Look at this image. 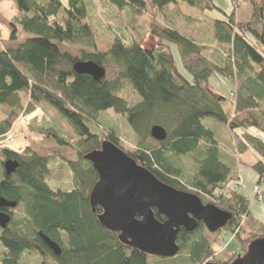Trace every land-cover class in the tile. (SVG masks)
<instances>
[{"label": "trees", "instance_id": "trees-1", "mask_svg": "<svg viewBox=\"0 0 264 264\" xmlns=\"http://www.w3.org/2000/svg\"><path fill=\"white\" fill-rule=\"evenodd\" d=\"M15 1L19 14L11 23V42L0 48V140L20 111L30 114L43 101L72 124L82 150L76 161L66 160L73 172L71 190L54 189L47 183L49 159L34 147L23 154L2 150L0 197L16 201L17 207L23 205L24 216L14 217L6 229L0 227V264H22L26 251L40 254L39 264H150V255L123 244L119 233L103 227L98 219L102 208L91 206L90 194L99 176L85 156L101 149L105 139L160 181L200 198L210 197L233 215L225 228L236 234V247L224 249L221 257L227 259L218 257L215 263L231 264L241 250L264 238V222L240 225L241 216L251 211L248 196L241 190L236 158L202 122L211 118L221 123L233 150L241 154L254 150L261 156L254 170L264 202V140L247 132L264 133V0H249L252 16L248 21H239L233 9L222 8L217 0H106L119 11L127 9L139 16L154 8L163 24L154 23L152 34L177 45L192 82L177 71L167 44L148 48L135 37L115 36L98 47L84 0H68L67 5L61 0ZM213 12L218 15L210 16ZM18 31L24 35L21 41ZM79 44L95 51L76 55L71 48ZM89 60L105 68L104 78L97 81L74 71L77 61ZM214 76L234 84L233 108L227 97L214 92L210 81ZM125 85L140 96L138 102L130 104L120 94ZM23 95L29 98L26 104ZM107 110L122 116L133 129L140 139L136 148L122 146L113 130L104 138L92 130L89 123H97ZM154 126L168 134L155 145L150 143ZM41 132L64 142L48 130ZM186 156L196 164L190 176L179 164ZM9 159L20 164L11 175L4 168ZM154 212L158 220H165ZM202 230L207 231L199 225L178 237L181 251L188 249L192 264H205L215 254L216 238H205ZM40 233L59 244L60 256Z\"/></svg>", "mask_w": 264, "mask_h": 264}, {"label": "rangeland", "instance_id": "rangeland-1", "mask_svg": "<svg viewBox=\"0 0 264 264\" xmlns=\"http://www.w3.org/2000/svg\"><path fill=\"white\" fill-rule=\"evenodd\" d=\"M39 1L43 2L46 0ZM61 1L65 5L68 4V0ZM84 2L88 9L87 22L93 26L98 47L111 43L115 36H124L131 39L135 37L137 40L142 41L148 48L155 47L157 44L160 45L161 43L167 44L173 55L177 71L187 81L192 82L191 74L182 64L177 45L168 43L152 34V26L154 23L159 25L163 24L162 19L159 18L154 8L150 7L149 11L139 16L134 15L127 9L119 11L106 0H84ZM217 3L222 8H227L229 10L233 9L236 12L237 19L245 16H250L251 18L252 16V6L249 0H217ZM209 15L215 17L218 14L217 12H213ZM0 18V30L2 29L5 31L7 28H10L11 33V24L4 16ZM20 31H18V41H21L24 36ZM250 39L251 42L254 43L255 40L252 37H250ZM10 42L11 40H9V43ZM5 43L1 41L0 47L6 46ZM71 50L76 55H81L83 51H95L94 47L86 44L73 46ZM210 81L214 92L217 95L227 97L228 106L233 108L234 95H232V91L234 89V84L223 78L219 80L215 76L212 77ZM120 94L128 98L130 104H134L140 100V96L135 94L127 85H125ZM28 99L26 95L22 96V100L25 104L28 102ZM18 115V118L12 124L11 130L0 140V180L3 177V168L1 164L3 160L2 150L9 149L14 151L12 149H16L19 150V152H15L23 154L28 147L32 146L41 155L49 159L50 174L46 178L47 183L54 189L71 190L74 187L73 172L66 160L76 161L78 159V150H82L79 144L81 138L74 130L72 124L62 116L55 107L43 101L35 105V110L32 113L25 114L23 111H20ZM202 122L207 129L214 132L215 139L218 143L227 147L228 151L236 158L240 179L239 182L242 184L241 190L248 196L249 209L251 211L250 215L244 214L241 216L240 225L250 222V224L254 226L257 223L264 222V202L261 197V189L258 187V174L254 170V166L262 159L261 156L254 150H248L244 154L233 150V148H231L232 141L230 142L231 137L221 123L211 118H205ZM89 124L93 131L100 133L99 136L101 138H104L107 133L113 130L114 134L120 140L121 145L125 148L134 149L139 143L140 139L135 135L133 129L122 116L116 114L113 110L102 112L97 123ZM42 130L50 131V135H55L62 139L64 141L63 144L46 136L41 132ZM247 132L254 136L261 137L264 140V133L256 129H249ZM150 143L155 145L157 140L154 139L150 141ZM179 164L183 167L186 176H190L196 170V164L189 156L182 158ZM201 200L204 204H213V199L210 197L207 198L203 196ZM23 216L24 206L20 205L15 208L14 217L19 219ZM1 230L0 228V233ZM209 232L210 231L207 229V231L202 230L200 233L203 234L205 238H209V240L215 238L217 240L215 251H212L213 254L214 252L215 254L213 257L209 258V262H214L218 257H221L223 255V250L230 245L236 247L234 240L236 239V234L231 233L227 228H223L215 234ZM64 241V243L67 244L65 236ZM248 248L246 251L241 250V255L246 254ZM222 259L225 260L227 258L223 257ZM47 260L48 262L52 261L51 258ZM148 260L150 264H192L189 259L188 249L182 251L180 249L178 255L173 258L150 256ZM41 261V255L35 251H26L22 256V264H39Z\"/></svg>", "mask_w": 264, "mask_h": 264}, {"label": "water", "instance_id": "water-1", "mask_svg": "<svg viewBox=\"0 0 264 264\" xmlns=\"http://www.w3.org/2000/svg\"><path fill=\"white\" fill-rule=\"evenodd\" d=\"M74 71L97 81L106 76L105 68L91 60L77 61ZM151 136L161 142L168 134L163 127L154 126ZM85 158L99 176L90 194L93 210L103 209L99 222L109 231L119 233L123 244L147 255L173 258L181 249L177 241L181 228L193 232L202 221L211 233H216L233 218L231 213L215 204H204L197 194L160 181L111 141L104 140L101 149L88 153ZM19 165L17 160H7L4 164L6 174L14 173ZM17 205L16 201L0 197V208L14 209ZM154 210L165 220H158ZM11 221V214L0 211L2 229ZM40 235L55 255L62 254L58 243L43 233ZM231 264H264V238L253 241L246 254L239 255Z\"/></svg>", "mask_w": 264, "mask_h": 264}, {"label": "crops", "instance_id": "crops-1", "mask_svg": "<svg viewBox=\"0 0 264 264\" xmlns=\"http://www.w3.org/2000/svg\"><path fill=\"white\" fill-rule=\"evenodd\" d=\"M19 9L17 6V2L15 0H1L0 1V17L4 16L7 21L11 24L14 19L18 16ZM1 19V18H0ZM239 21H248L250 19V16H245L238 18ZM2 31V32H1ZM0 45L1 41L6 42V46L9 45V40L11 38L10 28L5 31L2 29L0 30ZM4 46V47H6ZM1 48V47H0Z\"/></svg>", "mask_w": 264, "mask_h": 264}, {"label": "flooded vegetation", "instance_id": "flooded-vegetation-1", "mask_svg": "<svg viewBox=\"0 0 264 264\" xmlns=\"http://www.w3.org/2000/svg\"><path fill=\"white\" fill-rule=\"evenodd\" d=\"M16 208H17V207H16ZM0 209H2V208H0ZM4 209H5L6 211H3V212H6V213L11 214V215H12V220H13V218H14V210H15V208H14V209L4 208ZM102 211H103V209H102ZM199 225H202V226H204V227L207 229V227L205 226V224H204L202 221L199 222V224H198V228H199ZM198 228H197V229H198ZM182 231H184V232H188L186 229L181 228L179 234H180ZM188 233H191V232H188ZM179 234H178V237H179ZM177 241H178V239H177ZM178 243H179V242H178Z\"/></svg>", "mask_w": 264, "mask_h": 264}, {"label": "built area", "instance_id": "built-area-1", "mask_svg": "<svg viewBox=\"0 0 264 264\" xmlns=\"http://www.w3.org/2000/svg\"><path fill=\"white\" fill-rule=\"evenodd\" d=\"M12 150H14V151H18V152H19V150H16V149H12Z\"/></svg>", "mask_w": 264, "mask_h": 264}]
</instances>
